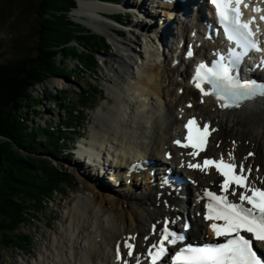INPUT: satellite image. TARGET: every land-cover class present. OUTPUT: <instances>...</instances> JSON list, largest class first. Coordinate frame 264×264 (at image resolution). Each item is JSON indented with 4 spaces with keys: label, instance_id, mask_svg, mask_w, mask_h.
<instances>
[{
    "label": "bare ground",
    "instance_id": "obj_1",
    "mask_svg": "<svg viewBox=\"0 0 264 264\" xmlns=\"http://www.w3.org/2000/svg\"><path fill=\"white\" fill-rule=\"evenodd\" d=\"M147 1H137L132 7L128 1L114 4L79 0V6L74 9L75 15L84 24L106 34L114 42L109 39L116 49V64L109 66V75L114 82L109 89L113 95L110 103L96 112V124L90 136L95 141L93 148L81 147L80 157L74 162L75 168L87 181L83 193L68 207L62 228L52 237L54 249L43 257L35 258L34 264H118L114 248L120 239H125L128 234H136L138 249H141L146 239L151 240L156 235V231L150 228L152 222L168 215L183 217L181 212H187L190 217L193 215L190 236L195 239L202 237L207 223L203 219L205 211L198 197L206 186L218 183L214 173L187 171L195 181L187 187V191L180 192L184 194L180 197L173 193L166 194L150 183L149 171L144 174V185L140 186L138 181L133 185L128 184L125 168L133 160L164 159V152L172 149L173 137L180 133V122L192 113L212 120L216 127L213 139L221 141L219 151H233L240 160L252 164L254 174H251V180H257V175L264 178V97L232 111L219 109L214 100L203 97V104L196 101L188 109L185 103L197 100L195 89L187 79L191 61L172 66L171 53L174 42L180 37L188 42V32L192 26L186 16H180L175 10L180 0L170 3L161 0L158 3L157 6L167 14L164 18H156L155 11H151ZM124 8H135L144 17L137 21V25L131 24L129 27L137 26L142 32L140 35L134 32L135 39L120 38L115 31L118 28L116 24H120L105 14ZM188 8L187 0L181 10L187 12ZM176 20L179 21L178 28L173 24ZM154 44L157 46L155 57L159 55L158 60L164 66L163 74L159 63L149 56ZM169 55L172 56L171 61H168ZM164 75L166 77L162 84L158 83V78ZM163 83H167L168 88ZM179 88L184 89L182 94H179ZM154 95L160 98V102ZM167 96H170V100H167ZM250 151H254L251 157L248 156ZM176 154L168 161L169 165H177L179 155ZM83 155L89 159L88 163L81 161ZM96 161H99L98 168L102 170L99 180L90 174L93 167L98 165ZM105 174L107 179L109 174L112 175L107 181L112 184L113 180L111 186L104 182ZM161 191L163 194L159 193ZM137 258L140 257L135 254L133 257L126 256L129 264Z\"/></svg>",
    "mask_w": 264,
    "mask_h": 264
},
{
    "label": "trees",
    "instance_id": "obj_2",
    "mask_svg": "<svg viewBox=\"0 0 264 264\" xmlns=\"http://www.w3.org/2000/svg\"><path fill=\"white\" fill-rule=\"evenodd\" d=\"M76 6L77 0H43V30L35 54L0 63V230L4 231V245L24 246L28 253L32 238L20 233L21 226L40 218L47 204L72 183L70 172L55 164L49 154L59 157L67 153L75 138L73 133L76 129L81 133L78 113L85 111L87 102H95L99 88L91 85V90L85 89L84 101L73 108L63 97L65 93L56 95L54 98L61 99L59 105L68 113L56 127L31 128L21 109L28 100L38 103V99L32 100L31 88L50 75L71 76L73 71L80 74L86 70L93 73L99 65L97 55L113 49L104 35L70 18ZM69 59L78 61L74 70L64 66Z\"/></svg>",
    "mask_w": 264,
    "mask_h": 264
},
{
    "label": "snow or ice",
    "instance_id": "obj_3",
    "mask_svg": "<svg viewBox=\"0 0 264 264\" xmlns=\"http://www.w3.org/2000/svg\"><path fill=\"white\" fill-rule=\"evenodd\" d=\"M211 3L215 6L216 15L227 39L234 42L235 47L229 49L227 57L221 55L212 68L203 63L198 65L193 82L203 95H214L220 102L221 108L240 107L243 101L254 99L256 96H264V83H258L256 80L241 82L238 76L231 75V69L238 67L250 51L264 52V48L260 47V41L254 38L255 33L250 27L256 17L253 16L248 21L242 20L243 9L249 7L244 0H211ZM254 11L259 12L264 9L257 7ZM260 20L264 21V15L260 17ZM257 31H259V26H257ZM260 63L264 65V56L261 57ZM204 82L211 85L210 91L204 90L202 87ZM184 127L188 130V135L185 137L187 142L182 144L181 140L177 139L175 143L184 148L190 146L197 150L189 155H199V152L205 150L208 137L215 129H210L207 123L201 129L195 118H190ZM228 158L230 163L225 162L222 155L218 160L204 159L202 165L188 164L189 168H198L201 171L214 166L224 177L220 186V195L211 191L204 192L208 198L204 219L212 221L210 227L214 235L218 238L225 237V241L208 243L204 246L187 244L179 247L170 256L169 264H264V259L253 248V240L264 241V178L250 180L249 177L253 171L251 166L246 169L243 162L237 165L236 158L231 152L228 153ZM257 183L260 186H257ZM233 185L243 189L238 194V202L228 198L229 188ZM231 195L237 196L235 188ZM217 221H222V223H217ZM242 233H248L250 237ZM160 236L159 241L153 244L148 252L151 264H158L168 255L169 249L166 245H177L185 240L183 234L170 231L167 222ZM129 240L134 241L135 237H129L124 243V247L128 249L127 256L131 257L134 244L128 242ZM120 258L118 246L117 259ZM124 264H128V261L125 260ZM137 264H139L138 258Z\"/></svg>",
    "mask_w": 264,
    "mask_h": 264
},
{
    "label": "rangeland",
    "instance_id": "obj_4",
    "mask_svg": "<svg viewBox=\"0 0 264 264\" xmlns=\"http://www.w3.org/2000/svg\"><path fill=\"white\" fill-rule=\"evenodd\" d=\"M125 1H128V3L134 7L133 5L141 0H120L122 3ZM42 2L43 0H0V63L8 64L20 58L35 54L38 47L39 37L43 30L41 26L42 17L40 12V4ZM160 2L161 0H157V2H152V0L147 1V6L151 11H155L156 18H164L167 16L165 12H162L163 8L157 6ZM78 6L79 0H77V6L75 8ZM74 9L69 14L71 16L70 18L81 24L83 27L92 29L84 24V21L79 16L75 15ZM122 13H124L122 19L124 24H116V27L118 28H115V31L121 34H118L120 38L135 39V33L140 35L142 32L137 26L129 27L131 24L137 25V23H139L137 21L144 19V17L135 8H124ZM84 18L85 17H83V19ZM86 18L88 19V17ZM145 19H147L146 16ZM173 24L174 27L177 26L178 28L179 21L176 20ZM159 25H161V22ZM161 27L162 26H160V28ZM177 28L174 29L177 31ZM99 34L104 35L107 38V40L113 45V49L109 51V53H101L97 55L99 65L94 69L93 73H91L90 70H86L85 72L80 71V74L73 71L74 73L71 76L54 74L50 75L43 83L37 84L31 88L32 98L34 97L32 100L38 99V103H33L28 100L21 109L26 115L28 120L27 123L31 128L48 127L50 124H53L55 127L56 125L59 126L60 123L64 121L65 117H67L68 113L67 109L65 111V109L59 105L61 99H55L54 97L56 95H64L63 93H65L66 96L64 95L63 97L66 98L70 105L75 106L78 105L79 102L84 101L83 95H86L84 90H91V85H94L97 89L99 88L98 97L95 99L96 106L93 109H89L88 112L80 114V117H83L85 120L84 134H89V136L93 134L96 124L95 116L97 110L102 106L109 104V100H112L113 93H111L109 88L112 87L114 82L113 78L109 75V66L116 64L114 60V53L116 52L113 44L114 42L108 38L106 34L101 32ZM155 45L156 44H154V47L150 50L149 56L159 63L163 74L165 73L163 63L160 62V59L158 60L159 55L155 57L157 54V46ZM158 51H160V49ZM60 58L61 56H58L59 61ZM171 58L172 56L169 55L168 61H171ZM65 61L64 66L73 70L78 64V61H75L74 59ZM155 68L156 67L153 69ZM165 77L166 75L158 78L157 82L162 84ZM164 85H166L165 88H168L167 83ZM173 89L175 88L173 87ZM155 96L157 101L160 102V100H158L160 98H158L157 95H154V97ZM167 100H170V96H167ZM163 105L165 106V103H163ZM166 108L167 107H165V109ZM35 146L37 145L35 144ZM21 150L24 151L22 148ZM40 151H42V149ZM38 154H40V152ZM48 158H50L55 164L60 165L70 172L72 183L64 193L58 194L54 201L47 204V209L40 218L34 220L28 225L25 223L21 226L19 230L20 233L25 235L28 234L32 238L33 243L30 247L29 253L26 252V247L24 246L19 247V245L14 244H9L8 246L4 245L2 243L4 231L0 230V264H34L35 258L40 255V257H43L42 255L50 253L51 250L54 249L51 239L56 235V231L62 228L69 211L68 207L71 206L72 202L74 204V199L76 200L77 197L83 193V186L87 181H85L83 174L75 168L76 166L74 165V162L76 159H68L61 155L55 157V155L51 154H49ZM105 176L106 181L104 182L109 181L112 177L111 174L108 175L109 179H107V174H105ZM111 182L113 184V180ZM107 183L110 186L112 185L109 182Z\"/></svg>",
    "mask_w": 264,
    "mask_h": 264
},
{
    "label": "water",
    "instance_id": "obj_5",
    "mask_svg": "<svg viewBox=\"0 0 264 264\" xmlns=\"http://www.w3.org/2000/svg\"><path fill=\"white\" fill-rule=\"evenodd\" d=\"M93 32H96V31H94V30H92ZM96 33H98V32H96Z\"/></svg>",
    "mask_w": 264,
    "mask_h": 264
}]
</instances>
